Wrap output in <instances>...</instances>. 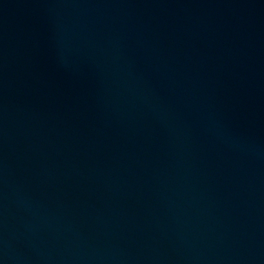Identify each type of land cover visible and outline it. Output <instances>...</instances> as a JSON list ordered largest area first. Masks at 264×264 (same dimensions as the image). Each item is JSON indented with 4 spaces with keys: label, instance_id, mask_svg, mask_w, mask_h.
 Here are the masks:
<instances>
[{
    "label": "water",
    "instance_id": "1",
    "mask_svg": "<svg viewBox=\"0 0 264 264\" xmlns=\"http://www.w3.org/2000/svg\"><path fill=\"white\" fill-rule=\"evenodd\" d=\"M0 264H264V0H0Z\"/></svg>",
    "mask_w": 264,
    "mask_h": 264
}]
</instances>
